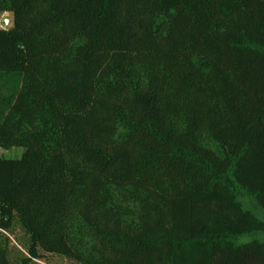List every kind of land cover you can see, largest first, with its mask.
Masks as SVG:
<instances>
[{
	"label": "trees",
	"instance_id": "trees-1",
	"mask_svg": "<svg viewBox=\"0 0 264 264\" xmlns=\"http://www.w3.org/2000/svg\"><path fill=\"white\" fill-rule=\"evenodd\" d=\"M4 12L0 264H264V0Z\"/></svg>",
	"mask_w": 264,
	"mask_h": 264
},
{
	"label": "rangeland",
	"instance_id": "rangeland-1",
	"mask_svg": "<svg viewBox=\"0 0 264 264\" xmlns=\"http://www.w3.org/2000/svg\"><path fill=\"white\" fill-rule=\"evenodd\" d=\"M3 19H7L8 21L5 23ZM12 25V16L10 13H0V27L8 28ZM24 149L21 147L12 148L9 150H2L0 153L8 158H19ZM40 264H66V262L58 257H48L46 259H42L38 261Z\"/></svg>",
	"mask_w": 264,
	"mask_h": 264
},
{
	"label": "water",
	"instance_id": "water-1",
	"mask_svg": "<svg viewBox=\"0 0 264 264\" xmlns=\"http://www.w3.org/2000/svg\"><path fill=\"white\" fill-rule=\"evenodd\" d=\"M7 21H8L7 19L4 20L5 23H6Z\"/></svg>",
	"mask_w": 264,
	"mask_h": 264
},
{
	"label": "crops",
	"instance_id": "crops-1",
	"mask_svg": "<svg viewBox=\"0 0 264 264\" xmlns=\"http://www.w3.org/2000/svg\"><path fill=\"white\" fill-rule=\"evenodd\" d=\"M4 13H8V12H4ZM3 20H5V19H3Z\"/></svg>",
	"mask_w": 264,
	"mask_h": 264
}]
</instances>
